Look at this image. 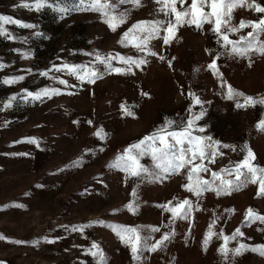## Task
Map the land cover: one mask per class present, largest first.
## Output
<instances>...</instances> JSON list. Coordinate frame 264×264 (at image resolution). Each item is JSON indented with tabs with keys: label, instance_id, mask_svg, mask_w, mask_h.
<instances>
[{
	"label": "rangeland",
	"instance_id": "374dc122",
	"mask_svg": "<svg viewBox=\"0 0 264 264\" xmlns=\"http://www.w3.org/2000/svg\"><path fill=\"white\" fill-rule=\"evenodd\" d=\"M35 2L0 0V15L34 26L6 24L11 38L0 36V264H98L99 254L104 264H264V256L253 251H229L227 257L218 251L225 246L223 237L237 229L243 236L228 241L229 250L241 243L250 248L264 245V223L245 225L248 209L264 216V196H257V184L229 195L207 191L197 196L185 188L190 166L178 174L161 173L145 154L139 163L148 172L141 176L110 167L166 120L174 121L175 128L203 112L196 127L204 131L193 135L232 146L217 147L214 163L204 161L210 169L200 173L204 180L241 161L245 144L254 154L252 163L264 168V131L256 127L264 120V106L237 108L242 97L226 98L229 85L245 96L264 97V55L256 50L243 57L229 55L209 23L201 29L185 24L168 44L155 38L140 51L125 33L141 23L175 19L166 16L156 0H140L139 6L110 0L117 5L115 15L124 14L115 30L96 11L72 10L78 0H48L39 9L22 6ZM255 3L264 7V0ZM190 4L185 0L176 7L183 11ZM65 7L69 10L58 11ZM261 17L264 13L245 4L232 11L229 27ZM250 32L246 27L229 32L228 38L239 42ZM164 35L161 30L160 37ZM259 40L264 42V34ZM97 55L123 71L109 70ZM217 56L214 74L208 65ZM121 57L145 63L129 65ZM65 65L87 66L99 78L81 80L66 69L56 70ZM17 77L23 79L4 83ZM46 88L58 94L39 99L27 95ZM186 199L193 206L186 219H173L161 207H175ZM113 225L136 229L149 245L165 233L174 235L157 251L139 252L136 260L129 244L109 227ZM210 225L215 235L205 250ZM154 227L160 231H151Z\"/></svg>",
	"mask_w": 264,
	"mask_h": 264
},
{
	"label": "snow or ice",
	"instance_id": "6c2138e0",
	"mask_svg": "<svg viewBox=\"0 0 264 264\" xmlns=\"http://www.w3.org/2000/svg\"><path fill=\"white\" fill-rule=\"evenodd\" d=\"M177 2L180 5L185 3V0H156L157 4L162 5L161 11H164L166 16H174L175 19H169L167 23H154V24H138L133 26V30H130L129 33H125V39L131 35L132 40H134L135 46L140 51L147 50L148 42L155 38H162L164 44L170 42V37L174 34L175 30L178 27H181L185 24L192 26L195 25L197 29H201L205 23L212 25V31L216 34L219 39L218 43L222 48H226L229 52V55L236 56H246L250 50H256L259 54L264 55V42L259 40L261 34H264V17H261L258 21H241L239 26H231V13L237 7H243L247 4V7L254 9L257 13H264V7L255 3V0H252L251 3H248L247 0H191V4L188 8L183 11L177 10ZM119 4H128L131 3L135 6L140 5V0H118ZM48 0H36L34 5L23 4V7L37 9L47 6ZM117 5L110 2V0H78V5H74L72 10H85V11H96L101 15L107 17L105 20L109 26L115 30V28L124 22V14L120 16L115 15ZM208 8L209 11L204 9ZM69 9L59 8L58 11L65 12ZM6 24H15L20 27L32 28L33 25L24 24L21 21L14 20L11 17L0 15V36H5L6 38H11V34L8 33L3 27ZM251 27L252 32L248 33L247 37H242L241 41H232L228 38V33H235L243 28ZM226 29V31H222ZM161 30L165 33L163 37H160ZM39 35V33H37ZM221 41H223L221 43ZM257 43L261 46L256 48ZM149 54L155 55V53ZM219 56L213 59V62L208 65V68L213 71L214 74L218 73V68L216 65V59ZM97 61L106 65L111 71L121 72L122 69H112L111 65L107 63L106 60L102 59L99 55L96 57ZM111 59H116L112 57ZM122 62L131 64H143L145 61H135L131 58H119ZM163 59V58H162ZM4 65H0L2 69ZM67 70L72 75H79L81 80H84L86 77L89 78H99V74L94 70L87 69V66H69L65 65L64 69H56L57 71ZM47 75V73H44ZM23 79V77L13 78V80H5L4 83H11L17 80ZM94 82V81H92ZM60 83H66L65 81H60ZM224 85L222 84V87ZM58 94L57 89H44L40 93L33 96L32 93H27L28 96H32L34 99H39L42 96H51ZM146 95V94H145ZM237 97L243 98V103L237 101L236 107L243 108L247 106H256L260 104L264 106V97L253 98L245 96L242 92H238L231 88L229 85L227 87L226 98L234 99ZM16 97H12L11 100H15ZM192 99L195 104L200 105L201 101L198 97L192 94ZM9 104L6 106H10ZM122 108L124 106L122 105ZM127 115H132L130 110L125 109ZM191 112V109H189ZM204 115L203 112L193 114L188 118L183 125H176L174 121L166 120L165 124L154 131L149 136H145L138 143L131 145L129 148L125 149L124 154L118 156L113 164L110 167H116L121 170L128 172L133 177L141 176L144 173H147L148 170L145 169L140 163L139 158L145 154L151 155L152 160L154 161L155 168L158 169L161 173L165 174H178L181 169L190 166L188 172L189 184L185 185L187 191L193 193L194 195L200 196L207 191H215L219 196L221 194L229 195L231 192L241 189L247 184H257L258 191L257 196H264V168H259L252 161L255 159L254 154L251 149L245 144L244 148L241 151H246V155L241 161L236 162L231 168L221 169L219 172H211V179L204 180L200 173L210 172V169L207 168L204 161L207 160L208 163H214L216 156L219 154L216 151L217 147H232L229 145H219L218 142L208 143L211 141V137H201L193 135L194 131H204L203 128L197 129L196 122L202 118ZM258 130L264 131V120H261L256 125ZM100 135V133H97ZM34 142V141H30ZM233 150H235L233 148ZM199 160L200 163L197 164L196 161ZM234 176V179H228V177ZM219 181V183H217ZM134 195V193H133ZM18 206V205H17ZM131 210L132 205L128 206ZM166 211L172 213L173 219H186L190 214L192 209V203L189 200H184L175 207H169L168 205H162ZM233 211V210H229ZM259 221L264 223V216L259 215L253 209H248L246 214L245 225L250 226L252 223ZM103 223V222H99ZM87 227V225L83 226ZM112 227L114 231H117V234L120 238L127 244H129L133 258L140 260L139 252L147 251H157L169 240L173 232L165 233L162 238L156 241L155 244H147L142 240L136 229L124 228L123 226H109ZM212 225L209 227V233L205 238V250L208 240L211 236L215 235L211 231ZM78 230V229H73ZM153 232H158L160 229L154 227L151 229ZM222 235V234H221ZM238 236L242 237L243 233L240 229H237L232 236H225V246L221 247L218 251L225 257L228 256L229 251L233 255H240L243 251H253L259 255L264 256V245H258L255 247H249L246 244L241 243L238 248L229 250L226 245L230 240L236 239ZM0 239H3L0 236ZM94 249H98V245L93 244ZM94 256L98 253H92ZM98 264H104V258L102 254H99Z\"/></svg>",
	"mask_w": 264,
	"mask_h": 264
}]
</instances>
